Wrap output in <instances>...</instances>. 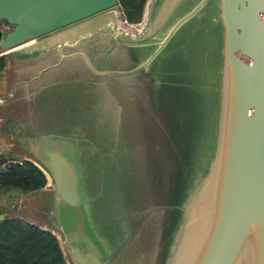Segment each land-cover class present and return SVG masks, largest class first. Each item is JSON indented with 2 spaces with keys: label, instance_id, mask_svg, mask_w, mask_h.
Segmentation results:
<instances>
[{
  "label": "rangeland",
  "instance_id": "obj_1",
  "mask_svg": "<svg viewBox=\"0 0 264 264\" xmlns=\"http://www.w3.org/2000/svg\"><path fill=\"white\" fill-rule=\"evenodd\" d=\"M159 2L160 0H145L140 18L132 22L123 18L116 3L111 7L114 11L112 20L92 33L79 34L84 38L72 45L75 49L82 50L81 55L86 60L84 64L76 56L70 58L69 62L72 61L80 69V73L72 75L76 81L72 82L74 92L84 77L88 100L84 104L89 107V102L96 103L99 97L97 91V95L94 94L97 89L93 87L94 81L100 82L101 91L110 90L120 107L117 119L110 121L101 109V119L95 122V134L88 131L93 129L92 117H89V121L78 117L80 125L84 126L81 129L85 130V136L44 138L45 142L64 146L75 161L84 191V205L90 228H95L102 236L108 251L101 264H172L173 252L181 240L180 235L187 230L194 217L196 202L201 199L207 182L205 172L217 130L218 96L215 90V99L211 103L209 89L200 84L204 81L203 78L213 83L215 73L218 74L214 70L217 60L210 57L213 55L214 45L220 44L218 41L216 43V38L219 39L217 34L216 38L212 36L219 29L218 20L215 25L210 22L212 16L218 18V0H214V4L208 1L201 15L182 25L165 49L145 63L143 61L146 54L159 42L172 20L193 0L179 5L171 21L160 30L147 33L149 19ZM201 23L203 26L214 27L215 31L213 28L202 31L204 41L201 44L204 48L193 50L188 39L182 55L176 53L179 51L177 45L187 35V31L194 25H202ZM13 26V22L0 18V28L8 31ZM60 42H55L52 46ZM50 47L51 45L31 50L33 54L19 47L1 55L0 114L15 113L20 102L15 99L17 89L14 91V79L33 72V68L40 63L33 62L34 59L31 58H37V53ZM2 49L0 46V50ZM201 54L205 57L204 61L199 59ZM55 58L51 55L52 60ZM30 62L34 64H28V68L21 67ZM140 62L143 64L135 67ZM203 64L211 69L213 76L206 77L203 73L202 78L198 74V68ZM87 65L92 68L100 67L101 72L93 73ZM219 75L221 84V67ZM45 76L44 74L43 77ZM49 76H54L53 70ZM64 79L52 82V79H46L48 84L36 79L28 84V89L23 93L22 105L16 110L26 126L32 122L33 127L46 120L53 128L63 130L70 126L74 128L72 130H80L76 129L77 121L73 123L74 116L66 119L61 116L66 113L65 100L74 94L72 100L77 103L83 90L80 94L72 91L70 94L67 89L71 83L63 82ZM189 87L195 89L192 98ZM25 99H32V103L52 104L45 112L49 117L45 118V114L42 116V110L37 105L29 110L31 101ZM76 110L68 112L75 113ZM73 125L75 126L72 127ZM80 133H83L82 130ZM3 134L4 140H7V134ZM12 147L13 144L6 145L5 151L8 149L10 155L32 158L48 177L42 187L25 191L21 201L15 205L14 212L50 228L57 236L70 264H77L71 261L65 248L61 225L56 216V200L49 172L33 152ZM10 211L12 209H9L7 215L13 214ZM247 249L246 246L243 247L233 264H249Z\"/></svg>",
  "mask_w": 264,
  "mask_h": 264
},
{
  "label": "water",
  "instance_id": "obj_2",
  "mask_svg": "<svg viewBox=\"0 0 264 264\" xmlns=\"http://www.w3.org/2000/svg\"><path fill=\"white\" fill-rule=\"evenodd\" d=\"M208 1L215 3L193 0L181 11L143 62L165 49L182 25L203 13ZM184 3L187 0H160L149 19L147 33L165 26ZM115 4L116 0H0V18L14 23L5 33L0 29V46L8 50L32 38L31 43L21 47L32 52L83 32L92 33L113 19L111 7ZM216 13L218 18L212 16L210 22L215 25L218 20L219 29L212 36L216 38L217 34L216 43L220 44L214 45L210 57L217 60L214 70L218 74L215 73L212 83L203 78V73L213 76L207 65L203 64L197 72L204 80L200 86L209 89L211 103L217 92V130L205 172L207 182L196 202L194 217L180 235L172 264H233L244 246L248 248L249 264H264V230L257 233L253 229L258 228L264 216V0H218ZM72 22L75 23L33 39ZM203 25H194L187 31L176 53L182 55L188 39L193 50L204 48L202 31H214V27ZM202 54L199 59L204 61ZM33 154L51 176L56 216L71 258L78 264H100L104 254L89 229L80 175L72 155L64 146L48 142L43 143L41 152ZM19 162L5 159L0 172ZM218 172L222 180L219 207L213 220L207 222V218L201 217L199 206L206 202L208 193L214 194L213 178Z\"/></svg>",
  "mask_w": 264,
  "mask_h": 264
},
{
  "label": "flooded vegetation",
  "instance_id": "obj_3",
  "mask_svg": "<svg viewBox=\"0 0 264 264\" xmlns=\"http://www.w3.org/2000/svg\"><path fill=\"white\" fill-rule=\"evenodd\" d=\"M86 17H88V16H86ZM86 17H83L81 19H84ZM61 27H63V26H61ZM0 29H1L2 33L6 31V29L2 28V27ZM56 29H58V28H56ZM56 29H54V30H56ZM54 30H51V31H54ZM51 31H49V32H51ZM49 32H47V33H49ZM47 33L36 36L33 39L34 40L38 39ZM82 37H83V35H77L75 37L63 39L60 43H57L53 46L51 45L50 48H46L45 50L37 53V55L39 56V59H37L38 56H37V58L29 56V57H32L31 59H34V60H32L33 62H37L40 64H38L37 66H35V68H33L34 70H33V72H30V76H28V79L31 80V82L32 81L34 82V80H36V79H41V81L43 80L42 83L48 84V81L46 79H52L51 80V82H52L53 80H60V78H65L63 82L66 81V82L71 83V85H70V87H68L67 91L70 92V94H71V91L74 92L72 82H76V81H74L75 77H73L72 75H75L76 73H80L79 72L80 69L76 68V66L73 65L74 63L72 61H71V63L69 61H70L71 56H76L80 61H82L84 64H86L85 63L86 60L81 55L82 50L75 49V47L72 46V45H75L78 42H80L81 41L80 38L82 39ZM29 40H32V38L31 39L30 38L25 39L23 42H26ZM60 47H62V48H60ZM9 50H14V49L0 50V54L5 53ZM31 54H33V52ZM51 55H54L56 58L54 60H52ZM33 62L27 63V65L22 64L21 67L25 66V68H28V64H34ZM23 63H25V62H23ZM30 66H33V65H30ZM88 67H89V69L93 70V73H100L101 72L100 67H98V68H95V67L92 68L90 66H88ZM51 70H53L54 76H49V74L51 73ZM44 74L46 75L45 77H43ZM83 80H86V79L84 77L81 79V81H82L81 85L79 84V87L74 92V93L79 92V94H80V92L83 90L82 96L80 95L79 101L77 103H74L72 100V97L74 96V94H71L72 96H69L68 99L65 100V102H64L65 103L64 108L66 109V113L62 114V116H61L62 119H66V118H70V116H74L72 119L73 123H76V121L78 123L76 129L80 128V130H82L83 133H80V130H72L74 128H71L70 126H68V129H63V130L53 128L49 124H47L46 120L40 121L39 123H37V125H35L33 127H31L32 122L28 123L29 126H26L25 122L20 119L21 123L19 122V126H18L19 128L18 129L16 128L14 130L15 133H17V135L20 137V140H21V142H19L20 145H18L17 147H20V148H23V149L29 150L30 152L35 153V152H41V150L43 148V143L45 142L44 138L85 136L84 135L85 130L81 129L84 126L80 125L81 123H80V121H78V117L87 118L88 121H89V117L90 118L92 117L93 129L88 130V131L93 132V134H95L96 127H97L95 122L100 121V119H101V112H99V111H101V109H102V111H104V116H106V118H108L110 121L112 119L114 120V118L117 119V110L120 107H119L115 97L112 95L110 90L104 89V91H101V89H102L101 83L98 81L97 82L94 81V86H93L94 89H96V87H97V89L94 91V94L97 95V92L99 93L98 100L96 101V103H93V104H91L89 102V107H88V104H84V102H86V101L88 102V100L86 99L85 87H84L85 83ZM21 100L22 99H19L20 103L18 104V108L20 105H22ZM25 100L31 101V103H32V99L31 100L25 99ZM45 101H47V100H45ZM31 103L29 104V110H30V107L33 108V107H35V105H37L39 107V109L42 110V113H41L42 116H44L45 112L48 111L49 105H52L49 102H48L49 104L48 103L42 104L41 102L32 103V104ZM24 104L28 105V103H24ZM71 109H77V110L75 111V113H69L68 110H71ZM2 113L6 116V118H8L9 114L7 112H2ZM79 114H81V116ZM16 116H18V115H16ZM48 117H49V115L45 114V118H48ZM119 118H120V114H118V119ZM67 121L69 122V120H67ZM74 126L75 125H73L72 127H74ZM6 127H7V125L5 126V128ZM84 209L86 211L85 205H84ZM87 217H88V215H87Z\"/></svg>",
  "mask_w": 264,
  "mask_h": 264
},
{
  "label": "trees",
  "instance_id": "obj_4",
  "mask_svg": "<svg viewBox=\"0 0 264 264\" xmlns=\"http://www.w3.org/2000/svg\"><path fill=\"white\" fill-rule=\"evenodd\" d=\"M145 0H116L123 18L132 22L140 18ZM193 87H189L190 98ZM4 157L0 155V164ZM46 179L42 170L31 160L23 158L18 164L0 172L1 188L34 190ZM0 264H66L57 237L48 228L19 215L0 218Z\"/></svg>",
  "mask_w": 264,
  "mask_h": 264
},
{
  "label": "crops",
  "instance_id": "obj_5",
  "mask_svg": "<svg viewBox=\"0 0 264 264\" xmlns=\"http://www.w3.org/2000/svg\"><path fill=\"white\" fill-rule=\"evenodd\" d=\"M2 54H4V53H1L0 57ZM28 76H30V74L24 75V76H19V78H17V79L15 78L16 80L14 79V81H15L14 82V91H16V89H17V91H16L17 97H15V99H23V93L25 92V90L28 89V84L31 83V80L28 79ZM0 97H1V94H0ZM0 104H1V99H0ZM16 110L17 109H15V111H14L15 113H13V115L8 113L9 114L8 118H6V116L3 113L0 114V144H2V147L0 149V155H2L4 157V160L7 158H11V159H19L21 161V159L26 158V159H29L32 162H34L33 159L28 157V156H24V155L23 156H21V155L17 156L15 154L10 155L8 153L9 152L8 149L5 151L6 145H12L13 144L14 147H12V148H15L18 146V145H16V143L21 142L20 137L14 131L16 128L17 129L19 128L18 127L19 122L21 121L20 118H18V116H16L17 115ZM6 125H7V127L5 128ZM3 133L7 134V140H4V134ZM5 152H7L8 154L7 153L5 154ZM35 164L37 165V163H35ZM41 170L44 173L45 179L46 178L48 179L47 175L45 174V171L43 169H41ZM45 183H46V181H45ZM12 189L17 190V192L10 193ZM25 191H31V190H21V189L14 188V187L4 189V188L0 187V213H3V216H8L7 214L9 213V209H12V211H10V212L11 213L13 212V214H11V215H17L14 212V207H15V205H17L21 201V197L23 196ZM7 208H8V210H7ZM86 212H87V210H86ZM36 224L43 227V228H48L44 224H40V223H36ZM48 229H50V228H48ZM89 229H90V232L92 233V235L94 236L95 240L100 244L101 251L104 254L102 261L100 262V264H101L103 262V259H105L107 257V253H108L107 248H106V244H105V240L102 238V236L98 233V231L95 228L91 229L90 225H89ZM58 243H59V241H58ZM64 244H65V241H64ZM59 246H60V244H59ZM65 248L69 254V251H68L66 245H65ZM61 251L63 253L66 264H70L69 258H67L65 256L62 248H61ZM69 257H70L71 261H74L71 258L70 254H69ZM74 262L77 263L76 261H74Z\"/></svg>",
  "mask_w": 264,
  "mask_h": 264
},
{
  "label": "bare ground",
  "instance_id": "obj_6",
  "mask_svg": "<svg viewBox=\"0 0 264 264\" xmlns=\"http://www.w3.org/2000/svg\"><path fill=\"white\" fill-rule=\"evenodd\" d=\"M31 41L32 40L23 42L21 44L14 46L11 49H17L19 47L25 46V45L29 44ZM218 171H221V168ZM217 175H215L213 178V183H215L214 194L211 196L210 193H208L206 202L203 205L199 206V210L201 212V217L207 218V222L213 220L214 216L216 215L215 212L217 210V207H219L220 194H221V188H222V180H221V176L219 175V172ZM223 187L225 189V184H223ZM192 210H194V209L192 208ZM208 219H210V220H208ZM261 220L260 221L262 223L260 222L261 224L258 225V228H253V229L257 230V233H261L264 230V216H262ZM251 232L254 233V230H251ZM258 252L262 253L263 251H258Z\"/></svg>",
  "mask_w": 264,
  "mask_h": 264
}]
</instances>
